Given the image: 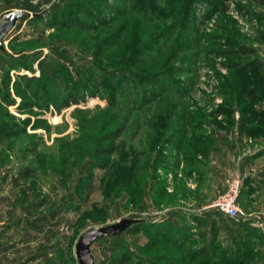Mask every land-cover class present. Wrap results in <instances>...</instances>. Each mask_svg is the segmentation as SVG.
<instances>
[{
    "label": "rangeland",
    "instance_id": "374dc122",
    "mask_svg": "<svg viewBox=\"0 0 264 264\" xmlns=\"http://www.w3.org/2000/svg\"><path fill=\"white\" fill-rule=\"evenodd\" d=\"M15 8L32 15L0 49V264H78L80 235L123 218L95 264H264L212 205L264 161V3Z\"/></svg>",
    "mask_w": 264,
    "mask_h": 264
},
{
    "label": "crops",
    "instance_id": "0c3cea01",
    "mask_svg": "<svg viewBox=\"0 0 264 264\" xmlns=\"http://www.w3.org/2000/svg\"><path fill=\"white\" fill-rule=\"evenodd\" d=\"M228 161L231 155L225 154ZM253 157V156H251ZM238 162L242 186L238 204L245 215L237 225L245 229L247 238L259 240L264 245V161L253 158Z\"/></svg>",
    "mask_w": 264,
    "mask_h": 264
},
{
    "label": "water",
    "instance_id": "95a60500",
    "mask_svg": "<svg viewBox=\"0 0 264 264\" xmlns=\"http://www.w3.org/2000/svg\"><path fill=\"white\" fill-rule=\"evenodd\" d=\"M32 13L26 9L15 8L7 13H4L0 16V49L4 48L3 42L14 28L17 21L25 16H30ZM134 219L123 218L119 221L86 230L83 232L76 244L75 253L78 259V264H95L93 254L90 249V245L93 241L108 236V235H117L126 225L130 224Z\"/></svg>",
    "mask_w": 264,
    "mask_h": 264
},
{
    "label": "built area",
    "instance_id": "2783aa9c",
    "mask_svg": "<svg viewBox=\"0 0 264 264\" xmlns=\"http://www.w3.org/2000/svg\"><path fill=\"white\" fill-rule=\"evenodd\" d=\"M241 186L242 178L239 175L226 179L225 189L214 200L212 205L229 217H243L245 213L238 204Z\"/></svg>",
    "mask_w": 264,
    "mask_h": 264
},
{
    "label": "trees",
    "instance_id": "16d2710c",
    "mask_svg": "<svg viewBox=\"0 0 264 264\" xmlns=\"http://www.w3.org/2000/svg\"><path fill=\"white\" fill-rule=\"evenodd\" d=\"M258 1L261 2V3H264V0H258ZM25 17H26V16H25ZM230 218H232V220H235L236 222H237V221H238V222L241 221V220H238V219L233 218V217H230ZM125 258H128V257H126V255L124 254L122 259H125Z\"/></svg>",
    "mask_w": 264,
    "mask_h": 264
}]
</instances>
